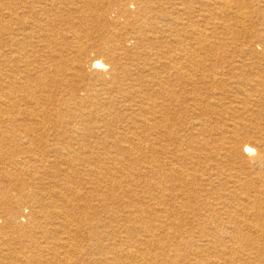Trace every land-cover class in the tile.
<instances>
[{"label":"bare ground","instance_id":"obj_1","mask_svg":"<svg viewBox=\"0 0 264 264\" xmlns=\"http://www.w3.org/2000/svg\"><path fill=\"white\" fill-rule=\"evenodd\" d=\"M0 264H264V0H0Z\"/></svg>","mask_w":264,"mask_h":264}]
</instances>
